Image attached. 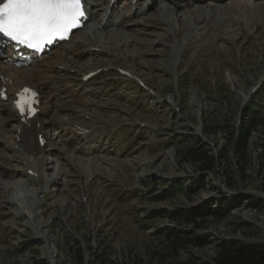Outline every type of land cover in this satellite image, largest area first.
Here are the masks:
<instances>
[{
    "label": "rangeland",
    "instance_id": "obj_1",
    "mask_svg": "<svg viewBox=\"0 0 264 264\" xmlns=\"http://www.w3.org/2000/svg\"><path fill=\"white\" fill-rule=\"evenodd\" d=\"M236 1L218 0L224 13L198 21L194 31L191 19H165L162 7L131 21L127 31L134 34L119 49L117 69L106 68V54L77 47L73 65L99 70L76 83L67 71L58 73L61 91L71 96L53 95L69 106L49 123L48 145L41 141L49 163L64 169L39 195L48 240L36 237L0 190V264H100L104 255L120 264H184L212 258L223 238L264 244V0ZM202 3L180 14L216 9ZM123 8L135 15L134 7ZM243 125L251 132L239 156L235 140ZM18 126L0 134V183L30 170L18 149ZM199 146L209 154L226 146L209 173L185 157ZM32 165L39 172L30 188L39 194L53 170L38 159ZM202 175L204 187L196 180Z\"/></svg>",
    "mask_w": 264,
    "mask_h": 264
},
{
    "label": "bare ground",
    "instance_id": "obj_2",
    "mask_svg": "<svg viewBox=\"0 0 264 264\" xmlns=\"http://www.w3.org/2000/svg\"><path fill=\"white\" fill-rule=\"evenodd\" d=\"M236 2L240 3L243 2V0H237ZM250 2L251 1H248V3ZM163 3L166 6H163L162 10L159 11L160 13L163 12L165 19H179L180 17L191 19L193 21V24L190 26L193 28L192 31L197 29V27L194 25H196L198 21L209 23V21L213 20L214 17H218L219 15H221V13H224L223 7L216 6L215 10L208 11L204 14L199 13L198 11H194L193 9L188 10L187 13L180 14V4L174 2L173 0H168L167 3ZM88 5L92 12L91 24L85 26L83 30H81V32L74 35L71 39L72 44H69V46H67L65 49H55L52 55L44 58L43 60H33L30 64H25L24 66H18L13 63L17 60L14 55H10L8 59H1L0 134L6 133L7 127L12 123H19V126L17 128V138L20 143L18 149L22 161L24 162V164H26V166L29 167L30 165V170L25 171V178H19L17 177V175L14 177L13 175H11L13 176L11 179L4 180L2 183H0V190L2 191V193L7 194L6 201L16 207V212L21 213V216H26L31 227L33 228V231L36 234V237L42 240L44 239L45 242H47L48 237L45 231H43L42 226L39 224V206H42L44 203L41 204L42 198L39 195L47 194L49 185L55 184V182L58 181L57 179L60 178V175L64 173L63 166L61 165V163H59V161L56 162L55 159H53L55 161V164L53 165L49 163V161L51 162V160L48 161V157L46 158V155H49L48 149L46 148V146H41V141L47 142L48 145L49 139H51V135L48 132V126L49 123L53 122V118L58 113V108H61V110H63L69 106L68 102H62L60 105H58L53 100V95H70L68 91H61V85L62 83H65V79L61 80L58 73L67 71L68 74L74 77V80H71L75 83L76 81H81L83 77H88V74H97L96 72L99 70L97 68L91 70L88 73H83L80 65H73V62L76 59L74 58L75 52L77 51V47L81 45L85 46V52L87 50L88 52L92 53L93 56L97 57L100 54H106L111 63L106 68H108L109 71L117 69L116 61H118L119 58L123 56V52H120L119 49L125 47V45L130 42V39H132L131 36H133L134 34V32L131 33L125 30L118 32L113 27H111L109 30L108 27L110 23H118L117 26L123 24V17L121 16V14H116L114 18L109 19L107 12L104 17H100L101 8L97 1L88 0ZM159 8L161 7H158V9ZM195 14H197V16H195ZM197 17H200L201 19H198ZM159 18L158 19L161 20V15ZM103 22H105L108 27L105 28L103 25L105 30L97 29V25H102ZM193 35L194 34H192V36ZM173 48L174 56H177L181 45L176 44ZM69 53H73V56L71 57ZM51 58H53V60ZM66 80L68 81L69 79ZM3 89H6V93L10 98V101L8 103L2 102ZM25 89L35 90L39 95V112L34 117H31L30 111H21V108L18 106L19 95L22 94ZM94 132L96 131H92L91 134ZM71 133L73 135H78V133H80V129H76L74 127L71 129ZM24 156L26 158H30L26 159L29 163L24 160ZM34 159L41 160L43 168L45 167L47 169L50 168L53 170L51 176H47L46 174H44L46 183L45 187L42 191H40L39 194H36L30 188V185H33L34 182L38 181V175L36 174L35 170L37 172H39V170L34 168L32 165ZM28 167H26L25 169H27ZM8 174L10 175V173ZM42 201L44 200L42 199ZM48 248L50 254L52 255V257H54L52 245H50Z\"/></svg>",
    "mask_w": 264,
    "mask_h": 264
},
{
    "label": "snow or ice",
    "instance_id": "obj_3",
    "mask_svg": "<svg viewBox=\"0 0 264 264\" xmlns=\"http://www.w3.org/2000/svg\"><path fill=\"white\" fill-rule=\"evenodd\" d=\"M86 18L82 0H3L0 3V34L40 49L54 39L66 38ZM25 92H31L25 89ZM31 98L18 103L21 111L31 107Z\"/></svg>",
    "mask_w": 264,
    "mask_h": 264
},
{
    "label": "trees",
    "instance_id": "obj_4",
    "mask_svg": "<svg viewBox=\"0 0 264 264\" xmlns=\"http://www.w3.org/2000/svg\"><path fill=\"white\" fill-rule=\"evenodd\" d=\"M238 131L240 132V135L235 140V148L238 152V155L240 156L244 155L245 153L251 127L243 125ZM232 134L233 137H235L234 132H232ZM240 136L242 139L239 138ZM203 147L204 146L188 148L185 152V157L189 160L192 159V161L195 163L199 162L201 164V170L205 174L209 173L215 168V165L218 162L217 158L223 155L221 153L226 151V146H223L222 151L218 152L217 154H209L207 152L208 150L204 149ZM196 180L201 187H204L205 175L199 176L196 178ZM241 199L242 198L239 197L234 198V202L240 201ZM251 199H254L252 202L254 206L259 205V198L253 197ZM186 214H196V212L189 210ZM196 243L199 244L198 241H196ZM75 249L77 251V259L80 263H82L84 259V247L80 244V242H77V247ZM102 257V259L100 258V264H120L113 260L106 259L105 255ZM184 264H264V244L245 242L236 238H223L218 243L216 253L212 258L208 260H202L201 262L192 261Z\"/></svg>",
    "mask_w": 264,
    "mask_h": 264
}]
</instances>
